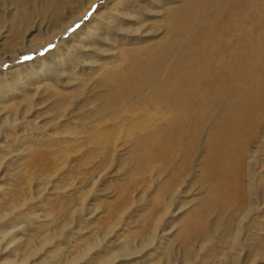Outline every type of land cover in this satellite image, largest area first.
<instances>
[{
  "label": "bare ground",
  "instance_id": "obj_1",
  "mask_svg": "<svg viewBox=\"0 0 264 264\" xmlns=\"http://www.w3.org/2000/svg\"><path fill=\"white\" fill-rule=\"evenodd\" d=\"M1 20L12 60L60 39L0 82L1 264L264 261V0H0Z\"/></svg>",
  "mask_w": 264,
  "mask_h": 264
},
{
  "label": "rangeland",
  "instance_id": "obj_2",
  "mask_svg": "<svg viewBox=\"0 0 264 264\" xmlns=\"http://www.w3.org/2000/svg\"><path fill=\"white\" fill-rule=\"evenodd\" d=\"M103 3V2H102ZM100 1L98 2V5H101L102 4ZM109 6V5H108ZM89 15V14H88ZM89 17V16H88ZM85 20V19H84ZM0 25H4V30H6V27H7V22H4V21H2L1 20V22H0ZM76 26H80V23L78 24V25H76ZM0 28H1V26H0ZM76 29L74 28L73 30H70L69 32H68V34L66 35V38L68 37V35H70V33H71V31L72 32H74ZM3 32V31H2ZM5 33H6V31H5ZM5 35V34H4ZM3 35V36H4ZM2 36V37H3ZM1 37V38H2ZM58 41H60V39H58V40H56L55 41V43H53V44H51L49 47H46V49H44V50H42V51H39V52H33L32 54H29V55H21V56H19L17 59H10V57H9V54H7L6 52H7V49H8V47H7V44L6 45H3V46H0V61H3V62H0V82L1 83H5V81L7 80V77H8V71L9 70H14L15 68H18L20 65H24L27 61H28V59L30 58H32V59H34V58H38V57H41V56H43L44 54L46 55V53L48 52V53H50V52H53L54 51V48L57 46V43H58ZM3 42V40H0V45H1V43ZM4 74V75H3ZM5 76V77H4ZM1 78H2V80H1ZM5 80V81H4ZM9 82V81H8ZM6 138V137H5ZM5 140H7V138L5 139ZM87 202H88V200H87ZM3 255V256H2ZM245 256V255H244ZM0 264L1 263H3L4 261V259L6 258L5 256H4V253L3 254H0ZM126 261H131V260H128V259H126V260H118V261H116V262H114L113 264H127L126 263ZM245 261H247L246 262V264H251V260H250V258H248V260L247 259H245ZM244 261V262H245ZM125 262V263H124ZM132 262H134V261H132ZM263 264H264V261H261ZM261 262H254L253 264H262ZM128 264H131V262H129Z\"/></svg>",
  "mask_w": 264,
  "mask_h": 264
}]
</instances>
